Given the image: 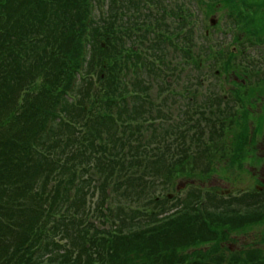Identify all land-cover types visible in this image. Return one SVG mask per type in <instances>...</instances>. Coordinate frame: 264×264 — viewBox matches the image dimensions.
<instances>
[{"label":"trees","instance_id":"16d2710c","mask_svg":"<svg viewBox=\"0 0 264 264\" xmlns=\"http://www.w3.org/2000/svg\"><path fill=\"white\" fill-rule=\"evenodd\" d=\"M116 2L110 1L107 19L98 14L88 24L89 0H0V264H264L262 249L247 251L246 257L245 251L212 256L230 231L264 224L263 205L255 208L245 199L238 208L222 203L213 210L195 202L200 194H192L168 219L155 218L129 231L121 215L122 222L113 228L89 221L84 183L77 187L76 200L70 202L83 163L94 164L102 174L106 165L111 174L120 166L122 173L133 167L130 161L125 165V147L143 151L131 147L134 140L141 142L142 124L135 137L123 117L125 105L119 108L117 104L127 92L125 86L121 92L118 87L122 66L129 70L127 63L118 65V46L130 20L117 23ZM129 2L143 6L142 0ZM218 4L229 10L237 30L264 42V0H209L208 11L221 8ZM158 9L164 16L171 11L163 2ZM88 32L91 48L77 85L81 95L77 101L70 88L83 68ZM157 40L163 52L161 43L166 40L161 36ZM185 51L199 66L200 59L191 54V47ZM219 53L224 54L222 68L230 70L233 52L220 49ZM146 81L139 76L135 88L145 91ZM137 99L143 100L141 96ZM111 108L118 109L119 123ZM134 111L136 118L144 113L136 106ZM239 111L229 107L221 127L227 132L235 122L243 125L241 136L246 142L249 117L239 116ZM102 127L108 130L106 141ZM128 131L131 134L126 135ZM121 132L125 140L116 137ZM153 137L147 146L157 141L156 131ZM130 156L136 155L131 152ZM161 161L164 166L165 156ZM161 161L156 162L158 167ZM166 169L169 177L181 174L176 162ZM143 192L141 187L135 191L137 195ZM104 207L96 208V216L105 223L110 218ZM206 243L213 244L210 250L199 248Z\"/></svg>","mask_w":264,"mask_h":264},{"label":"rangeland","instance_id":"374dc122","mask_svg":"<svg viewBox=\"0 0 264 264\" xmlns=\"http://www.w3.org/2000/svg\"><path fill=\"white\" fill-rule=\"evenodd\" d=\"M187 1V0H183ZM192 1V2H191ZM108 2V0H107ZM190 6L196 10L198 13L197 18H199V26L196 31L201 32L206 27L208 29L213 30L214 32H217V36H219V41L222 44V46L225 47H231L234 48V44H229L230 41L234 38V31L233 29L229 28L228 32H222L217 31L216 24H219L220 21L222 23L230 21V18H223L219 20L221 13H224L223 11H217L215 14L210 16L209 18L206 17V9L204 6H200L197 4L195 0H189ZM126 6V5H125ZM127 7V6H126ZM106 10V8H105ZM214 19V24H211L210 20ZM213 25V26H208ZM143 30L152 32L151 29H147V25H141L140 26ZM202 40V39H201ZM206 40V39H205ZM207 41V40H206ZM203 45V44H202ZM176 54H178L176 52ZM153 57V55H152ZM178 60H175L174 62L177 63ZM207 61H204V65L206 66ZM184 64V63H182ZM160 66H164V64L160 63ZM211 68H204L202 70L204 75L207 76V79L205 78L204 81H212L214 79V74L212 71V68L214 64L211 62ZM165 67V66H164ZM167 70V68H166ZM216 71V70H215ZM167 73L170 74L171 71L167 70ZM177 73L180 75V77L177 74L169 75L171 76V82L173 83L172 87H170V94L167 95V97L164 99L166 100L170 96H173L176 100V103L174 104L175 110L179 113L184 110L182 102L185 100V97H189V100H193V95L188 94L187 88L184 86H180L181 84H184L185 86L191 88L192 90H197L199 87L193 80L194 76L196 75V71L192 69L184 70H178ZM223 78L226 79L227 76L223 75ZM159 81L162 82V85L165 86L166 81L161 77ZM225 88L230 89L233 88L234 85L232 83H227L225 81ZM205 85H208L206 83ZM160 88L156 83L153 84L151 89V96L156 95V91ZM205 88L202 87L201 91L205 93ZM198 95L199 98L201 96ZM91 107V103H89ZM260 106V104L258 105ZM262 111L261 108H258ZM253 126V124H252ZM255 126H253V129ZM256 147L260 150L259 155H264V133H259V141L256 143ZM258 162V160H257ZM216 166V169L214 170V167ZM246 167L249 168L251 171L257 170L259 172L258 177H251L250 175L246 174L244 171H238L237 168L229 166V163H226L225 168H220L217 166L215 162L207 163L205 165H201L197 170L194 176H183L175 180V186L173 188L164 190V188L161 185H165L161 183L163 181L162 177H159L158 182H160L161 185H153L150 182L148 183L146 181V178L143 176L142 172L138 170L136 172L137 178H139L143 184L145 185L146 190L145 192L135 196V197H127L126 194H124L123 191L117 192L116 195L113 196L112 203H109L110 206L113 208V211L117 206L125 207L126 210L129 212V214H133L135 211H142L144 216H148L150 218L154 214L160 211L161 207H159L160 203L163 201L164 198L160 197L161 194H158L160 190L164 191V195H169V206L176 203L179 198H183L186 193H191L194 189L202 188L203 190H206V193H211L215 195L217 194L218 198H225L227 201H233L235 197H244L246 198V201H252L254 197L252 196L251 191L254 188H257L261 185V181L264 182V165L259 166L258 168H254L251 164L247 163ZM219 168V170H218ZM233 170L237 172V174L233 173ZM206 172L205 174L203 172ZM96 175H93V185L91 187V198L89 199V205L92 204V208L94 209V206L96 205V201L98 198L101 197V188L99 187V183L102 181V178H100L98 181H96ZM96 178V179H95ZM138 180H134V182H139L142 187V182ZM264 187L258 192L254 189L255 195L259 194V197L264 199ZM133 192L136 190H132ZM136 195V194H135ZM160 195V196H159ZM156 198V199H155ZM88 200V199H87ZM208 202V201H206ZM221 206V205H220ZM233 206H238L237 203H233ZM173 208H170L169 210L172 211ZM211 209L215 210L214 207H210ZM120 208L116 209V212H119ZM146 216V217H147ZM163 216V215H161ZM147 219V218H144ZM142 219L141 221H143ZM134 222H139V218H135ZM223 251L227 253L228 255L232 251L241 250V249H249V248H264V225H254L246 230H242L240 232H232L230 234V238L226 240L223 244Z\"/></svg>","mask_w":264,"mask_h":264}]
</instances>
